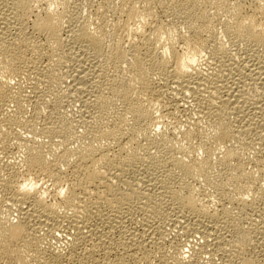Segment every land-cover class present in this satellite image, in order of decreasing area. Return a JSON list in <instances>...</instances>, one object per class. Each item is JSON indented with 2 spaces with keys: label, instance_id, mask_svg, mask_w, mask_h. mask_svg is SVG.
<instances>
[{
  "label": "bare ground",
  "instance_id": "obj_1",
  "mask_svg": "<svg viewBox=\"0 0 264 264\" xmlns=\"http://www.w3.org/2000/svg\"><path fill=\"white\" fill-rule=\"evenodd\" d=\"M71 1L72 0H0V112L6 113V111H10V107H13L11 104H14L16 107V109H14L17 110L18 114V116H16L17 114L15 115V111L11 113V110L9 114H14L15 117L11 119V116L5 119L7 124L4 123L3 117V122H1L8 125V127L11 124L14 125V123H17L15 125L18 126L19 123L20 125L22 124L21 126L25 125L29 128L34 126L33 123H36L35 119L27 118V116L25 117L24 115L26 99L24 98L25 96H22L21 90L15 89L13 85V80L16 79V77H21L25 74L31 77L40 72L39 75L43 76L40 81L51 83V81H54L53 79L59 76L57 74L58 72L56 73V71H59V68H70L72 65H70L71 62L78 61V67H72L74 73L70 74V76L73 77L74 83L71 86L69 85V88L76 92L77 95L82 94L84 96V109L81 112L80 122L85 130L84 134H82L83 136H81L83 144L79 143V146L76 148H71V145H68L69 143L66 141H68V138L72 135L73 128H71V126H65L64 124L63 126L60 123L61 120L56 117L58 118L56 121L59 122L61 126L56 125L57 123H55V121H53L55 124H53V122L47 123L45 128L42 127V133L52 139L53 137L56 139V135L57 137L59 136L58 134H60V136L63 134L62 141L57 138L61 141L60 143L57 142L60 144V147L64 146L61 147L64 148L61 153L55 150L57 146H50L51 142L55 141L50 138L51 142L48 146L35 143L28 144L25 148L26 154H21L24 156V163L22 166L24 165L25 167H22L24 168L22 172L18 170L20 167H14L15 165H13L11 161L6 160V162L4 161L5 163L2 161L3 167L7 170V176L1 179V187L4 191L2 196L6 199L11 211L14 209L17 212L18 220L16 222H11L10 218V222H7L5 218L0 221V264H33V262L36 264H60L59 262L63 258L61 257L60 259L59 257L61 254H58L57 257L56 255L53 257L55 258L54 262L48 260L47 257L49 254L47 257L42 256L46 253L42 255H36L35 253L36 257L33 255V257H35L33 262L29 257L32 256L30 252H36L42 249V246H39L42 243V239L40 243L38 238H36L37 241L34 238V234H36L37 231L36 227H44V229L47 227L49 228L48 230L51 231L52 228L54 229L55 225L57 227L58 223H62V221H67L70 228L74 230L73 232L71 230L69 233L72 236L70 245L73 248L77 247L79 244H84L85 247L88 245L92 247V250L87 252L86 248L88 247H86L85 253L79 255L83 264L101 258H94V251L96 249H100L99 251L104 252L102 253V258L105 264H112L111 260H113V258L110 260V255L119 250H121L119 251V253H121V255H119L120 259H115L118 255L115 256L114 259L116 262L113 261L115 264H138L137 260L140 259L143 254H145L144 257L148 254L145 253L146 251L144 252L146 247L143 244L145 243L144 240L151 237V235H155L148 233L151 230H148V228L138 233L121 232L117 230L124 224V219L127 217L126 214L135 208L133 204L143 199L145 200H143V206L141 205L142 207H138L147 210V213L143 211L147 214L146 216H151L153 213V215H157V217L154 215L155 218H159L158 215L161 214L160 212L163 213L160 209V205L163 204L162 201L167 200L170 202V205L176 204L180 213L193 214L198 218L202 217L200 219H203V221L205 218V221L207 220L209 224L204 225L207 226V228L204 227L205 230H203L204 237H214V241L212 242H215L218 246H221L224 241H226L225 244L230 243V246L233 247L232 249H235L233 252L236 251V255H240L239 257L235 256L236 258L243 260V264H253V258L249 259V256L248 258H246V256L241 259V255L243 254L242 251L247 248V240L249 241V237L252 235L248 230V232H246V230L242 228L243 226H241L238 221L240 217L237 218V220L233 217V215H236L232 214L231 211L233 209L231 211L228 209L226 210V206H224L225 210H222V212L225 211V217L221 219L217 216L219 213L215 212L216 215L213 212H209V207L202 205L203 203L201 204L202 199L200 200V198H198L199 195H196V188L193 189V183L189 184L182 180L183 183L181 182V184L176 185L180 182L177 181L176 183L175 181V183H173L174 181L172 178L175 179V175H180L181 173V177L186 176V178L188 177L191 179V182L192 179L199 180L201 183L204 182V184H207V186L210 185L216 188V193L219 192L222 196H228L229 192L235 193L236 196L233 197L231 195L232 198H229L230 203H233L231 201L233 199V201L239 202L241 207L245 208L249 205L248 199L246 198L248 194L247 191L249 192V189L256 186L255 183L257 179L255 176L257 175L251 172L252 170L248 171L246 169V164L243 161L244 159L241 158L240 152L237 148H234L232 146L234 144L230 142L240 139H244L245 142L246 137H242L246 136V134L250 135L248 133L255 134L260 142H264V119L255 122V115H252L254 120L252 119L251 123V120L249 121V119H251L249 115H247L249 118L243 116L246 120L248 119L249 122L240 118L246 112L245 109L247 105L248 107L249 104L251 105V103L247 104L248 100L245 97V94L248 93L247 89H245L247 86L246 82L248 81L246 79L250 75H247L242 68H239L238 77L236 78L237 75L234 76L235 80L233 83L227 84V82H224L226 79L223 78L225 79L223 81V76H220L222 73L217 75L216 78H214V76L211 77L210 74L208 75L206 74L207 72L203 71L200 64L202 63L201 61L205 59V56L209 54L211 59L213 58L221 63L222 68L219 64L218 66L220 68H218V70L220 71L221 69L223 72V70H227L226 68L229 67L227 62L230 61L228 60L230 58L228 57L230 56V53L228 55V48L230 45L228 46L226 44L227 47L225 42L221 40L229 39V43L232 42L237 45H245L250 48L248 50L252 52L249 55L255 53L256 56L255 60L252 58L253 62L249 59L252 64L249 62V65L247 64L249 67L247 68L250 70L251 76L256 79L255 81L258 80V82L262 84L261 87L263 90L264 0H249L250 6H246L245 4V1L248 0H103V3L96 8L97 12H95V16L92 17L98 22L95 28L93 26L92 29V27H90L91 24L84 21L79 28L73 30L75 31L74 34L76 33L74 35L76 36L74 37L75 41L81 43V48L78 49L80 53L72 52L68 48V53L70 52L68 54L66 45L63 41V33L65 27L68 25H66L65 18L70 17L72 21L74 19L80 21L81 19L78 18V14L75 16L72 14ZM92 1L93 0H91V2ZM212 10H214V12ZM109 11L113 12L115 16L114 20L112 19L113 16L112 18L110 17L113 22L111 20L109 22L107 19V13H109ZM164 14L165 16L167 14L170 19V21L167 20L165 22L170 23L166 24L163 21L162 17H164ZM221 14L224 15L223 17L221 16L222 18H220ZM225 16L226 18H224ZM218 25H221L223 30ZM216 27L224 31L223 34L225 33L226 39L220 37L219 40L217 33H215L217 31H215ZM11 28H14L16 32L12 33ZM73 29L75 28L73 27ZM40 37L43 38H41V41ZM88 50H90L94 58H99L101 61L93 62L90 58L88 59L86 54ZM229 50L231 49L229 48ZM251 57L249 56V58ZM46 58H50L49 63L44 62ZM85 58L88 61H85ZM74 63L75 62H73V64ZM236 66H234L235 69ZM63 71L64 70H61V72ZM229 73L228 75H230ZM155 76L167 79V81L171 79L178 88L196 93L197 102L195 103H197L199 111L201 114L203 113V115H208L210 117V122L208 123L206 121L208 124L203 128H201V125L204 126V124L197 119L186 124V126L188 125V127H185L186 129H180L181 134L179 135H182L184 142L181 143L179 147L176 146L177 143H175V141L177 142V140L174 136L168 135L169 133L167 134V132L159 128L158 124L160 123L158 122V118L154 117V112L150 109L151 105L148 106L151 97H155L156 89L154 90L153 87V85H155L153 83V78ZM250 78L252 79V77ZM255 84L257 83L255 82ZM250 85H252L251 82ZM38 91L39 90H35L36 93ZM40 95L35 97L37 99L34 102H37L38 105L36 108H39L41 103ZM32 96H34V94ZM250 97L252 98L251 95ZM250 97L248 96V98ZM258 97L256 96V98ZM260 98L263 97L260 96ZM262 100H264V98ZM31 101L33 102V100ZM252 104L255 103L252 102ZM60 105L61 103L59 101L55 103V108L49 105V110L51 108L52 110H50L51 113L50 115L48 114L49 117H47L48 115L46 116V119L51 118L53 120L54 114L58 111ZM252 106L253 108L255 107L254 105ZM232 113L237 115V117L235 115L236 118L239 116L243 122L239 121L240 124L236 125L238 120H231L234 116L230 117ZM204 120L206 119H203V122ZM47 122L49 121L47 120ZM253 125L257 128L255 129L252 127ZM128 131L130 134L127 133ZM8 134L6 133V136L4 134V139ZM127 134L130 135V138L126 139V136H128ZM12 135H15V133ZM9 136L10 135L7 137V141H10L8 140L10 138ZM45 136L43 137L46 138ZM139 136L140 139L141 136H144V142L146 141L145 138L148 140L146 141L148 142L147 148L144 146L146 149L141 146L142 144H140V146L143 150L135 145L133 146L134 143L139 141H136ZM195 138H198V141L196 140L199 142L198 149H203L205 151V154L204 151L202 152L204 156L201 158H199V156L195 157L198 153L195 149L196 147H194V145L197 146V143H193V139ZM247 138L249 139L250 137L248 136ZM248 139L247 141L251 138ZM74 142H72V144H74ZM52 143L56 145V143ZM243 145L245 144L243 143ZM177 147L182 156H179V154L176 156L174 153ZM153 148H155L154 151L157 150V152L155 151L156 153H150V150H153ZM142 151L144 153H142ZM23 152L24 151L21 153ZM193 153H196V155ZM192 154L195 156L193 157ZM48 155H50L51 158ZM198 155H201L200 150ZM214 158L217 159L216 162ZM2 162H0V164ZM163 164L168 165L172 172L168 173L165 168L167 176L162 177L163 179H157L155 177V179H157L155 184L153 183L154 180H150L151 177L149 178L147 175L148 178H146L145 172H149L150 169L151 171L153 169L158 170ZM258 164L261 163L259 162ZM17 165H19V163ZM160 170L158 171L160 172ZM165 173H163V175H165ZM40 175L48 176L57 181V183L59 182L58 184L60 186L53 192L52 195L54 200L51 202L46 199V191L41 193V189L38 187L40 181L36 178ZM179 179L182 178L178 177L176 180ZM60 182H62V184L65 182L64 186L61 185ZM53 185H55V183H53ZM151 187H155L156 191L153 197L158 195L155 199L152 198L153 200L151 199L153 193L151 192V194L149 192ZM83 198L86 199L84 200ZM254 205L250 203V206ZM101 206L110 208L112 214L108 222V225L109 223L110 225L105 230L99 229L92 222V220L94 221V219H92L94 217L98 218V220H104V217H106H103L105 213L102 214L103 211L101 210L103 209H100ZM10 209L8 208V210ZM148 211L152 212L149 213L151 215L148 214ZM132 212L131 214H133ZM183 215L181 214V216ZM152 218H149V220ZM227 220L229 222L231 221L232 225H230ZM241 221L242 220H240V222ZM230 226H234V228ZM222 227L228 230L230 234H234L233 239H228L226 235L227 231L224 235L219 232ZM41 228H38V230ZM120 233L122 234L121 236ZM123 233L127 234L125 235ZM153 233H156V231L154 232L153 230ZM161 233L162 235L160 236L163 237L164 232H159V234ZM163 239L165 240V237ZM151 241L154 243V240ZM142 245L144 249L141 247ZM40 247L41 249L39 250L38 248ZM160 247L162 246H159V248ZM221 247L223 249L225 246ZM226 248L227 247H225V250ZM79 249L76 248V250ZM162 249L160 251H162ZM228 249H230V247ZM71 250L72 249H69V252ZM157 250L156 252H158ZM42 251L44 252L43 249L41 252ZM195 251L196 250H194V252ZM210 252L211 251H209V253ZM227 252L230 251L228 250ZM77 253L78 251H76V254ZM196 253H198V251ZM153 254H155V252ZM62 255H64V253ZM149 255L151 256L152 254L149 253ZM157 255L155 254L156 257ZM164 256L170 259V256L167 257L165 254L163 257ZM230 256H232V254H230ZM147 258L148 257H146V259L143 258V260H147ZM161 258L159 259L158 257L159 260H161ZM185 258L186 257L181 254L173 261H175L176 264H184ZM70 259L72 260L73 258L70 257ZM186 260L188 259H185V261ZM231 260L230 257L228 261H222L223 263L227 262L226 264H230ZM152 261H154V259ZM74 262L77 264V260ZM142 263L143 262H141V264ZM158 263L161 264L157 260L156 264ZM170 264H172V262Z\"/></svg>",
  "mask_w": 264,
  "mask_h": 264
},
{
  "label": "rangeland",
  "instance_id": "obj_2",
  "mask_svg": "<svg viewBox=\"0 0 264 264\" xmlns=\"http://www.w3.org/2000/svg\"><path fill=\"white\" fill-rule=\"evenodd\" d=\"M116 1V0H115ZM88 2V3H87ZM92 2H93V4H92ZM91 2V0L89 1V0H72L71 1V4H72V14L75 16V15H77L78 14V18H81L80 19V21H78V19H74L73 21H72V19L70 18V17H66L65 18V21H66V27H65V30H64V33H63V41H64V43H65V45H66V48H67V53H68V51L70 50V51H74V52H79L80 53V51L78 50L79 48H81V46H80V44L81 43H78V42H76L75 41V38L74 37H76V36H74L75 34H74V32L75 31H73V30H76L77 28H79V26L82 24V22H84V21H87V22H89V24H91L90 25V27H92V29H93V26H94V28H95V26H96V24L98 23V22H96V20L94 19V18H92L93 16H95V12H97L96 10V8H98V6H100V4H102L103 3V0H93ZM100 2V3H99ZM91 3V4H90ZM99 3V4H98ZM74 4V5H73ZM81 4V5H80ZM85 4H87V5H85ZM245 4H246V6H250V1L248 0V1H245ZM87 6V7H86ZM1 11V10H0ZM75 11V12H74ZM213 12H214V10H212ZM212 13V12H211ZM92 14V15H91ZM109 14V15H108ZM111 14V15H110ZM112 16H113V18H112ZM164 17H162V19H163V21L165 22V21H167V20H169L170 21V19H169V17L167 16V14H166V16H165V14L163 15ZM224 16L223 14H221L220 15V18H222V17ZM107 19H108V21L110 22V20L113 22V20H114V18H115V16L113 15V12H110L109 11V13H107ZM113 19H111V18ZM70 18V19H69ZM84 18H85V20H84ZM224 18H226V16L224 17ZM70 20V21H69ZM93 20V21H92ZM224 20V19H223ZM68 21V22H67ZM71 22V23H70ZM91 22V23H90ZM166 24L167 23H170V22H165ZM69 26V27H68ZM76 26V27H75ZM218 26H220V28L223 30V28H222V26L221 25H218ZM73 27L75 28V29H73ZM217 28H219V27H216V29H215V33H217V36L219 37V40H220V37H222V39L223 38H225L226 39V35H224L223 34V32L224 31H222V30H220V29H217ZM67 30V31H66ZM70 30V31H69ZM11 31H12V33H15L16 31L14 30V28H11ZM73 31V32H72ZM220 31V32H219ZM222 31V32H221ZM72 33H73V35H72ZM218 33H220V34H218ZM223 35H222V34ZM222 35V36H221ZM216 36V35H215ZM225 36V37H224ZM42 37H40V41L43 39H41ZM39 39V38H38ZM212 39H214V38H212ZM211 39V40H212ZM224 40V39H223ZM221 40L222 42H225V45L227 44L228 46H229V48L231 49V50H229V48H228V55H229V53H230V56H228V57H230L228 60H230V61H228L227 59V63H228V65H229V67L228 68H226L227 70H223V72H226V73H223L222 71H221V69H220V71L218 70V68H220L221 67V63L220 62H218L217 60H214L213 58L211 59V57H210V55L209 54H207L206 56H205V59H203L201 62V68L203 69V71L204 72H207L206 74H210V76L211 77H213L214 76V78H216V76L217 75H219L220 73H222V74H220V76H223L222 77V79L223 78H225V79H223V81L224 82H227V84H229V83H233V81L235 80L234 78V76H236V78L238 77V73H239V71H238V69L239 68H242L243 69V71H244V73H246L247 75H250V76H248L247 77V79L246 80H248L247 82H246V84H247V86H246V88L245 89H247V94H245V97L247 98V100H248V103L247 104H249V103H251V105L249 104V107H248V105H247V108L245 109L246 110V114L244 113L243 115H242V117H240V118H242L243 120H245L246 122L248 121V119L246 120V118L245 117H243V116H246L247 117V115H249L250 117H251V119H249V121L251 120V123H252V119H253V116H254V121L255 122H259L258 120H260L261 121V119L263 120L264 119V100H262L263 98H264V89L262 90V87H261V85L262 84H260L259 82H258V80L257 81H255L256 79H254L253 78V76H251V74H250V70L247 68V67H249V66H247V64L252 60V58H253V60H255L256 58V56H255V53H253L252 55H249L250 53H252L251 51H249L248 49H250V48H248L247 46H245V45H237V44H233L232 42H230V43H232V44H230L228 41H230L229 39L227 40ZM77 44V45H76ZM226 45V46H227ZM235 45V46H234ZM68 46V47H67ZM227 46V47H228ZM68 48H69V50H68ZM86 48V47H85ZM87 49V48H86ZM230 51H232V52H230ZM235 52V53H234ZM70 53V52H69ZM68 53V54H69ZM232 53V54H231ZM87 54V56H88V59L90 58L91 60H93V62H95V61H101V59H99V58H94L93 57V55L90 53V50H88V52L86 53ZM240 54V55H239ZM86 56V57H87ZM233 56V57H232ZM248 56V57H247ZM249 56L251 57V58H249ZM254 56V57H253ZM51 58V57H50ZM50 58L48 59V58H46V59H44V62L46 63V62H50ZM243 58V59H242ZM209 59V60H208ZM235 59V60H234ZM249 59H250V61H249ZM46 60V61H45ZM48 60V61H47ZM87 59L85 58V61H86ZM211 60V61H210ZM253 60H252V62H253ZM72 61V60H71ZM88 61V60H87ZM236 61H238V62H236ZM73 62H75L74 64H73ZM73 62H71L70 63V65H71V67L70 68H59L58 70L59 71H56V73L59 75V76H57L55 79H53L54 81H51V83L50 82H45V83H47V84H45L43 81H40L41 80V78L43 77V76H41V75H39V73H36V74H34L35 75V77H34V75H32L31 77L30 76H27L26 74L25 75H23V76H21V77H16V79H14L13 80V85L15 86V89H20L21 90V93H22V96L26 99V102H25V110H24V115H25V117L27 116V118H33V119H35V121H36V123H33L34 124V126H32L31 128H29V127H27V126H21L19 123H18V126L17 125H15V124H17V123H14V125L13 124H11L9 127H8V125H5V124H3L2 122H3V117H4V121H5V119H7V118H10L11 116V119H13V117H15V115L17 114V110H15L16 109V107L14 106V104H11V105H13V107L11 106L10 107V111H6V113H7V115H6V113H1L0 112V118H1V120H0V129H1V131H0V162H6V160H9V161H11L12 163H13V165H15L14 167H20V169L18 168V170H20L21 172L22 171H24V165L22 166V164L24 163V156L23 155H25L26 153V150H25V148L28 146V144H43V145H46V146H48L49 144H50V142H51V140H55V141H52V142H54V143H56V145L55 144H53L52 142H51V144H50V146H57L56 147V149L55 150H57L58 152H62L63 151V149L64 148H61V147H64V146H61L60 147V142L63 140V134H61V136H60V134H58L59 136L57 137V135H56V139H54L55 137H53V139L51 138V137H47V136H45L42 132H43V129H42V127L43 128H45L46 127V125H47V123H51V122H53V121H55V123H57L56 125H58V126H61V124L63 125H65V126H71V128H73V130H74V132H73V130H72V137L70 136L69 138H68V141H66L67 143H69L68 145H71L70 147L71 148H73V147H77V146H79V143H82V139H81V136H83L82 134H84V128H83V125H81L82 123L80 122L81 120H80V117H81V112H82V110L84 109L83 107H84V96L82 95V94H78L77 95V93L76 92H74V91H72L69 87L74 83V80H73V77L72 76H70V74H72V73H74V69L73 68H75V67H78L77 66V62L78 61H73ZM252 62H250V64H252ZM232 63V64H231ZM220 64V65H219ZM220 67H219V66ZM237 65V66H236ZM240 65H241V67H240ZM246 65V66H245ZM249 65V64H248ZM210 66V67H209ZM212 66V67H211ZM234 66H236V69H235V67ZM243 66V67H242ZM246 68H245V67ZM73 67V68H72ZM217 67V68H216ZM233 67V68H232ZM222 68V67H221ZM224 69V68H223ZM235 69V70H234ZM245 69V70H244ZM61 70H64L63 72H61ZM72 72H71V71ZM218 70V71H217ZM231 70V71H230ZM233 70V71H232ZM214 71H215V73H214ZM235 71V72H234ZM65 72V73H64ZM69 72V73H68ZM210 72V73H209ZM230 72V73H229ZM234 72V73H233ZM214 73V74H213ZM228 73L231 75H228ZM225 76H224V75ZM26 76V77H25ZM64 76V77H63ZM227 76V77H226ZM33 77V78H32ZM250 77H252V79H253V81H252V79L250 78ZM38 78V79H37ZM40 78V79H39ZM66 78V79H65ZM56 80V81H55ZM59 80V81H58ZM63 81V82H62ZM231 81V82H230ZM18 82V83H17ZM34 82V83H33ZM57 82H59V83H57ZM250 82H251V84L252 85H250ZM255 82L257 83V84H255ZM39 83V84H38ZM49 83V84H48ZM153 83L155 84V85H153V87H154V90L156 89V91H155V97H151V99H152V101H151V99H150V104H148V106L149 105H151L150 106V109H152L153 110V112H154V117L155 118H158V122L160 123V124H158V126H159V128L161 129V130H163V131H165V132H167V134L168 135H170V136H174L175 137V139L177 140V142L175 141V143H177L176 144V146H180L181 145V143H183L184 142V140H183V137H182V135H179V134H181V132H180V129H184L185 127H188V125L186 126V124H189V122L190 121H194V120H200L201 121V123H203L204 124V126H202L201 125V128H203V127H205V126H207V124L210 122V117L208 116V115H203V113L201 114V112L199 111V107H198V105H197V103H195V102H197L196 100V98H197V94L196 93H194V92H190V91H188V90H183V89H181V88H178L173 82H172V80L171 79H168V81H167V79H162V78H159V76H155L154 78H153ZM21 84V85H20ZM26 84V85H25ZM38 84V85H37ZM42 84V85H41ZM249 84V85H248ZM254 84V85H253ZM260 84V85H259ZM49 85V86H48ZM70 85V86H69ZM174 85V86H173ZM20 88H19V87ZM37 86H38V88H37ZM249 86H250V88L251 89H253V90H251L250 88H249ZM252 86H253V88H252ZM21 87H22V89H21ZM50 87V88H49ZM256 87H257V89H256ZM37 91V90H39L37 93L35 92V90ZM37 88V89H36ZM249 88V89H248ZM263 88H264V86H263ZM183 90V91H181V90ZM19 90V91H20ZM251 90V91H250ZM61 91V92H60ZM250 91V92H249ZM259 91V92H258ZM262 91V92H261ZM34 92V93H33ZM42 92V93H41ZM74 92V93H73ZM57 93V94H56ZM59 93V94H58ZM70 93V94H69ZM76 93V94H75ZM251 93V94H250ZM261 95H260V94ZM34 94V96H32V95ZM41 94V95H40ZM38 95H40L41 96V98H40V96H39V98H40V101H41V103H40V105H39V108H36V107H38V105H37V102L35 103L34 101H36V99L37 98H35V97H37ZM76 95V96H75ZM81 95V96H80ZM250 95L252 96V98L250 97ZM254 95V96H253ZM261 97H263V98H260V96ZM27 96V97H26ZM44 96V97H43ZM192 96H194V97H192ZM196 96V97H195ZM248 96L250 97V98H248ZM256 96L258 97V98H256ZM32 98V99H30V98ZM50 97V98H49ZM38 98V99H39ZM61 98H62V100H61ZM195 100H194V99ZM256 98V99H255ZM29 99H30V101H29ZM46 99V100H45ZM55 99V100H54ZM59 99V100H58ZM31 100H33V102L31 101ZM155 100V101H154ZM189 100V101H188ZM252 100V101H251ZM255 100V101H254ZM44 101V102H43ZM48 101H49V103H48ZM56 101V102H55ZM57 101H59L60 103H61V105H60V107L58 108V111L54 114L55 116L53 117V120L51 121L49 118L48 119H46L47 117H49V115H50V113H51V111L50 110H52V108H55V103H57ZM62 101V102H61ZM81 101V102H80ZM64 102V103H63ZM83 102V103H82ZM151 102H152V104H151ZM174 102V103H173ZM252 102H254L255 104H252ZM47 104V105H45V104ZM82 103V104H81ZM155 103H156V105H155ZM54 104V105H53ZM259 104V105H258ZM49 105H50V107H52L50 110H49ZM51 105H53V106H51ZM64 105V106H63ZM197 105V106H196ZM252 105H254L255 107V109L253 108V106ZM41 106V107H40ZM47 106V107H46ZM157 106V107H156ZM258 108H257V107ZM263 108H262V107ZM156 107V108H155ZM160 107V108H159ZM251 107H252V109H251ZM15 108V109H14ZM46 108V109H45ZM82 108V109H81ZM178 108V109H177ZM195 108V109H194ZM251 110H250V109ZM257 108V109H256ZM48 109V110H47ZM248 109V110H247ZM254 109V110H253ZM11 110H12V112H11ZM43 110H44V112H43ZM60 110V111H59ZM198 110V111H197ZM1 111V110H0ZM15 111V115L14 114H9V112H11V113H13ZM50 111V112H49ZM167 111V112H166ZM253 111H254V113H253ZM59 112V113H58ZM61 112V113H60ZM180 112V113H179ZM200 112V113H199ZM249 112V113H248ZM251 112H252V114H251ZM34 113V114H33ZM37 113V114H36ZM45 113V114H44ZM198 113H199V115H198ZM10 116H9V115ZM39 114V115H38ZM49 114V115H48ZM57 114V115H56ZM161 114V115H160ZM3 115V116H2ZM35 115H36V117H35ZM48 115V116H47ZM67 115V116H66ZM164 115H165V117H164ZM234 115V116H233ZM235 115L236 114H234V113H232V115H230V117H232L231 118V120H235V119H237L238 120V122L236 123V125H239L240 124V122L239 121H242V119H240L239 118V116H238V118L240 119H238V118H236L237 117V115H236V117H235ZM253 115V116H252ZM261 115V116H260ZM16 116H18V114L16 115ZM45 116V117H44ZM47 116V117H46ZM202 116V117H201ZM249 116L247 117V118H249ZM6 117V118H5ZM56 117H58L59 118V120H61V121H63V122H61L60 121V123L61 124H59V122H57L56 120H58V118H56ZM160 117V118H159ZM200 119H199V118ZM205 117V118H204ZM43 118V119H42ZM56 118V119H55ZM202 118V119H201ZM245 118V119H244ZM63 119V120H62ZM79 119V120H78ZM162 119V120H161ZM203 119H206V120H204V122H203ZM38 120V121H37ZM47 120L49 121V122H47ZM69 120V121H68ZM113 120H115V119H113ZM257 120V121H256ZM2 121V122H1ZM34 121V122H35ZM206 121L208 122V123H206ZM236 121V120H235ZM234 121V122H235ZM248 121V122H249ZM7 121H5L4 123H6ZM65 122V123H64ZM243 122V121H242ZM254 122V123H255ZM43 123H44V125H43ZM46 123V124H45ZM54 122H53V124H55ZM71 123H73V124H71ZM164 123V124H163ZM205 123H206V125H205ZM253 123V124H254ZM7 124V123H6ZM75 124V125H74ZM256 124V123H255ZM20 125V126H19ZM49 125V124H48ZM63 125V126H64ZM13 126V127H12ZM17 126V127H16ZM165 128H164V127ZM168 126V127H167ZM255 125H253L252 127H254ZM6 127V128H5ZM19 127V128H18ZM23 127V128H22ZM28 128V129H26V128ZM75 127V128H74ZM183 127V128H182ZM42 130H41V129ZM78 128V129H77ZM81 128V129H80ZM255 129L257 128V127H254ZM12 129V130H11ZM168 129V130H167ZM186 129V128H185ZM3 130V131H2ZM41 131V133H40V131ZM176 130H177V132H176ZM206 130V129H205ZM7 131V132H6ZM257 131H259V130H257ZM180 132V133H179ZM2 133H4L5 134V136H6V133L8 134V135H10L9 137V139L8 140H10V141H7V137H8V135H7V137L4 139V134H2ZM15 133V135H12V134H14ZM31 135H30V134ZM128 134H130V132L128 131L127 132ZM80 134V135H79ZM127 134V135H128ZM177 136H176V135ZM248 134H250V135H247L246 134V136H243L242 138H244V137H246L245 138V142H244V139H240V140H235V141H231L230 143H232V144H234V145H232L234 148H237L238 149V151L240 152V155H241V158L242 159H244L243 161L245 162V166H246V169L248 170V171H251V172H254L257 176H255V178L257 179V181H256V186H253L251 189H249V192L247 191V199H248V204L249 205H247L245 208L244 207H241V205L239 204V202L237 203V201H233V199L231 200L233 203H230V199L232 198V196L234 197V196H236L235 195V193H232V192H229V194H228V196L227 195H225V196H227V197H225V196H222L219 192H217L216 193V188H214V187H211L210 185H208L207 186V184H204V182L203 183H201L199 180H194V179H192V182L190 181L191 179L190 178H186V176H184V177H181L180 175H181V173H180V175L179 174H177V173H175V174H177V175H175V179L174 178H172L173 179V183H175V181H176V183H177V181L178 182H180V183H177L176 185H179V184H181V182L183 183V181H185V182H188L189 184H192L193 183V189L194 188H196L195 189V193H197L196 195L198 196L199 195V197L198 198H200V200H201V204L202 205H206V207H209V212H213L214 214H216L215 212H217V213H219V215H217V216H219L221 219L223 218L224 219V217H225V215H224V213H225V211L224 212H222V210H225V208H224V206H226V210L228 209V210H232L231 212H232V214H236V215H233V217H235L236 218V220H237V218H239V223L241 224V226H243L242 228L244 229V230H246V232H248L249 231V233L252 235V236H250L249 234H247V235H249V236H247V237H249L248 239H249V241L247 240V243H249V242H251V243H249V244H247L246 243V249L244 250V251H242V253L244 254V252H245V254H244V256H243V254L241 255V259H243L242 257H246V258H248V256H249V259H252L253 258V264H264V195H263V189H264V142H260V140H258L257 139V137L255 136V134H251V133H248ZM42 135V136H41ZM79 135V136H78ZM16 136V137H15ZM31 136V137H30ZM43 136H45L46 138H44ZM78 136V137H77ZM130 135H128V136H126V139L127 138H130L129 137ZM250 137L249 139L247 138V137ZM253 136H255V137H253ZM2 137V138H1ZM59 137H61V138H59ZM80 137V138H79ZM50 138H51V140H50ZM62 139L61 141L60 140H58V139ZM143 138H144V136L142 137L141 136V139H140V136H139V138H137V140L136 141H138L137 143H134L133 144V146L135 145V146H137L139 149L141 148L142 149V147L143 148H145L146 146H147V143L148 142H146V141H148L146 138H145V142L143 141ZM12 139V140H11ZM76 139V140H75ZM79 139V140H78ZM180 139V140H179ZM247 139L249 140V141H247ZM252 139H257V140H252ZM4 140V141H3ZM57 140V141H56ZM141 140V141H140ZM183 140V141H182ZM194 140H195V142H194ZM198 141V138H195V139H193V143H197L196 145L197 146H195L194 145V147H196L195 149L197 150V152L199 153V150H200V154L202 155H198V153H197V155H196V153H193V154H195V155H193L192 154V156L194 157H197V156H199V158H201V157H203L204 155L202 154V152L204 151L203 149H198L199 147H198V144H199V142H197ZM252 140V141H251ZM47 141V142H46ZM49 141V142H48ZM75 141V142H74ZM79 141V142H78ZM126 141H128V140H126ZM180 141H182V142H180ZM241 141V142H240ZM252 143H251V142ZM254 141V142H253ZM4 142V143H3ZM29 142V143H28ZM57 142H59V143H57ZM72 142H74V144H72ZM142 142V143H141ZM250 144H249V143ZM48 143V144H47ZM243 143L245 144V145H243ZM248 143V144H247ZM83 144V143H82ZM137 144V145H136ZM140 144H142L141 146H140ZM143 144H146V145H143ZM26 145V146H25ZM140 147H139V146ZM237 145V146H236ZM248 145V146H247ZM145 146V147H144ZM231 146V145H230ZM247 146V147H246ZM178 147H177V152H176V150L174 151V153L176 154V156H178V154H179V156H182V154H180V151H178ZM55 148V147H54ZM59 148V149H58ZM61 148V149H60ZM147 148V147H146ZM145 148V149H146ZM246 148V149H245ZM154 149L155 148H153V150L151 149L150 150V153H154L155 151L157 152V150H155L154 151ZM2 150V151H1ZM7 150V151H6ZM143 150V149H142ZM22 151H24L23 153H21ZM18 152V153H17ZM57 152V153H58ZM155 152V153H156ZM7 153V154H6ZM142 153H144L143 151H142ZM243 153V154H242ZM21 154H23V155H21ZM59 154V153H58ZM204 154H205V151H204ZM15 155V156H14ZM23 156V157H22ZM50 158H51V156L50 155H48ZM8 157V158H7ZM53 157V156H52ZM217 157V156H216ZM249 157V158H248ZM160 158V157H159ZM252 158V159H251ZM162 159V158H161ZM258 159V160H257ZM214 160H215V162L217 161V159H215L214 158ZM262 161H263V163H262ZM3 162L0 164V221L1 220H3V219H5V220H7V222H16L17 220H18V215H17V212L13 209V211H11V209H10V207L8 206V204H7V202H6V199H4V197L2 196L3 194H4V191H3V189H2V187H1V182H2V180L1 179H3V178H5L6 176H7V170L3 167ZM4 162V163H5ZM261 163V164H258V163ZM19 163V165H17V164ZM261 167V169H260V167ZM166 166H168V165H166V164H163V166H160L159 168H158V170H160L161 168V170H160V172L156 169H153L152 171H151V169H150V173L149 172H145L144 174L147 176H149V178L151 177V179L150 180H154L153 181V183L155 184L156 183V180L157 179H161L162 177H165V176H167L166 175V173L165 172H167L168 171V173L169 172H172L171 171V169H170V167L168 166V167H166ZM22 167H24V168H22ZM164 167V168H163ZM263 167V168H262ZM165 168L167 169V171L165 170ZM17 169V168H16ZM23 169V170H22ZM169 169V170H168ZM254 169V170H253ZM5 172H4V171ZM162 170H163V172H162ZM66 171V170H65ZM152 172V173H151ZM147 173V174H146ZM162 173V174H161ZM163 173H165V175H163ZM5 174V175H4ZM254 174V175H255ZM4 175V176H3ZM159 175V176H158ZM160 175H161V177H160ZM163 175V176H162ZM179 175V176H178ZM148 176L146 177V178H148ZM177 176V177H176ZM183 176V175H182ZM155 177L157 178V179H155ZM160 177V178H159ZM174 177V176H173ZM178 177H180V178H182V179H179V180H176V179H178ZM48 178V179H47ZM185 178V179H184ZM38 181H40L39 182V185H38V187H39V189H41L40 191H41V193L43 192V191H46V199H48L47 201H53L54 200V197H53V192H55V189H58L57 187L58 186H60L58 183H57V181H55V180H53V179H51V178H49L48 176H44V175H40L38 178H36ZM163 179V178H162ZM53 182H52V181ZM183 180V181H182ZM193 180H194V182H193ZM196 181V182H195ZM197 181H199V182H197ZM158 182V181H157ZM53 183H55V185H53ZM60 184L61 185H63L64 186V184H65V182L62 184V182H60ZM46 185V186H45ZM205 185V186H204ZM55 186V187H54ZM199 186V187H198ZM37 187V188H38ZM191 187H192V185H191ZM209 187V188H208ZM211 187V188H210ZM198 189V190H197ZM260 189V190H259ZM262 190V191H261ZM207 191V192H206ZM152 195H151V199L153 198V199H155V197H158V195L157 196H154L153 197V195H155V193H156V191H155V187H151L150 188V191H149ZM155 192V193H154ZM260 192H262V193H260ZM232 193V194H231ZM245 194V193H244ZM218 195V196H217ZM232 195V196H231ZM241 195V194H240ZM250 196V197H249ZM83 197H85V196H83ZM205 197V198H204ZM222 197V198H221ZM254 197V198H253ZM256 197V198H255ZM230 198V199H229ZM84 199V198H83ZM86 199V198H85ZM84 199V200H85ZM152 199V200H153ZM254 199V200H253ZM144 200V199H143ZM143 200H138V201H136V203H134L133 205L135 206V208H133L131 211H129L127 214H126V219H124V224L122 225V227L121 228H119L117 231H121V232H136V233H138L139 231L141 232L143 229V231H145V228L147 229L148 228V230L149 229H151L148 233H152L153 235H155V236H152L151 234V237H148L146 240H144V242L145 243H143L144 244V246H146L145 247V249H144V246L142 245L141 247L144 249V252L147 254V256L146 257H148L147 258V260H145L146 259V257H144L145 256V254H143L142 256H141V258L143 257V258H145L144 260H143V258L141 259H138L137 261H138V264H141V262H143L144 264H148L150 261V263L151 264H153V263H157V260H158V262H160L161 264H164V263H166V264H170L171 262H172V264H173V262H174V264H176L175 263V261H173V260H175L179 255H181V254H183V256H185L186 258L185 259H188V260H186L185 261V259H184V264H222L223 263V261H228L229 260V258L231 257V262H230V264L232 263V264H243V260H240V258L238 259V258H236V257H239L240 255L239 254H237L236 255V251L235 252H233L234 250L232 249L233 247H231L230 246V243H227V244H225L226 243V241H224L222 244H221V246H225V247H227L226 248V250H225V247H223V249H222V247L221 246H218L217 244H215V242H212V241H214V237L213 236H211V237H213V238H209V239H211V240H209L207 237H204V234H203V230H205L204 229V227L205 228H207V226H204L205 224L206 225H208L209 224V222L207 221H205V218H204V221H203V219H200V218H202V217H197V216H195V215H191V214H189V213H180V211L178 210V206L176 205V204H172V205H170V202H168L167 200H164V201H162L163 202V204H161L160 205V209H161V211H163V213L162 212H160L161 214H159L158 215V217L159 218H155V217H157V215H155V217H154V215H153V213L152 212H150V211H148V214L149 213H152V215L151 214H149V215H151V216H146L147 214V210L146 209H144L143 210V208L142 209H140L142 206H143ZM257 202H256V201ZM145 201V200H144ZM204 201V202H203ZM250 201H254V202H250ZM5 202V203H4ZM141 202V203H140ZM235 202V203H234ZM256 202V203H255ZM250 203H251V205H254V206H250ZM139 204V205H138ZM209 204V205H208ZM232 204H233V208H232ZM142 205V206H141ZM174 205V206H173ZM176 205V206H175ZM138 206H141L140 208L138 207ZM163 206V207H162ZM229 206V207H228ZM231 206V207H230ZM237 206V207H236ZM250 206V207H249ZM5 207V208H4ZM103 207H105V208H103ZM175 207V208H174ZM177 207V208H176ZM228 207V208H227ZM248 207V208H247ZM7 208V209H6ZM8 208L10 209V210H8ZM93 208V207H92ZM140 209V211H139V209ZM224 208V209H223ZM230 208V209H229ZM247 208V209H246ZM100 209H103V210H101V211H103L102 212V214L103 213H105V214H103V217L104 216H106V217H108V218H106V217H104V220L103 219H99L98 220V218H96V217H94V218H92V219H94V221L92 220V222H93V224H95L96 225V227H98L99 229L101 228V230H105L109 225H110V223H109V225H108V222L110 221V216L112 215L111 214V211H110V208H108L107 206H101L100 207ZM134 209H135V211H136V214H135V211H134ZM137 209V210H136ZM163 209V210H162ZM94 210H96V209H94ZM178 210V211H177ZM235 210V211H234ZM8 211H9V213H8ZM62 211H63V209H62ZM110 211V212H109ZM133 211V212H132ZM146 212V213H144V212ZM219 211V212H218ZM131 212L133 213V214H131ZM169 212V213H168ZM234 212V213H233ZM237 212H238V214H237ZM242 212V213H241ZM7 213V214H6ZM106 213H108V214H106ZM168 213V214H167ZM221 213H222V215H221ZM110 214V215H109ZM181 214L183 215V214H185V215H183V216H181ZM12 215V216H11ZM94 215V214H93ZM189 215V216H188ZM213 215V214H212ZM224 215V216H223ZM171 216V217H170ZM180 218V220H179V218ZM102 217V218H103ZM146 217H148V218H146ZM153 217V218H152ZM188 217V218H187ZM195 217H197L198 218V220H197V218H195ZM11 218V219H10ZM149 218H152L151 220H149ZM242 218V219H241ZM9 219H10V221H9ZM97 219V220H96ZM140 219V220H139ZM146 219H147V221H146ZM161 219V220H160ZM200 219V220H199ZM106 220V221H105ZM178 220V221H177ZM230 220V219H229ZM240 220H242L241 222H240ZM98 221V222H97ZM140 221V222H139ZM143 221V222H142ZM150 221V222H149ZM180 221H182V222H180ZM228 221V220H227ZM231 221H232V219H231ZM229 222L228 221V223H230V225H232L231 223L233 222ZM97 224H96V223ZM145 222V223H144ZM149 222V223H148ZM154 222V223H153ZM178 222V223H177ZM202 222V223H201ZM153 223V224H152ZM162 223V224H161ZM181 223V224H180ZM234 223V222H233ZM244 223V224H243ZM9 224H11V223H9ZM145 224H146V226H145ZM144 225V226H143ZM150 225V226H149ZM163 225V226H162ZM191 225V226H190ZM148 226V227H147ZM152 226V227H151ZM245 226V227H244ZM55 227H56V225H55ZM54 227V229L52 228L51 229V231L50 230H48L49 228H47V227H45V229H44V227H36L37 228V231H36V234H37V236H36V234H34L35 235V240L37 241V239L36 238H38L39 239V242L41 243V241H42V243H41V245H39V246H42V249L44 250V252L42 251L41 252V247L40 248H38L40 251H33V252H30L31 254H32V256L31 257H29V258H31L32 259V262H33V259H35V253H36V255L38 254V255H42V254H45V255H42V256H44V257H47L48 256V254H49V256H51V257H47L48 258V260L50 261V262H54L55 261V258H53V257H55V255H56V257H57V255L58 254H61L59 257H60V259H61V257H63L61 260H60V264H75L76 262H74V261H76L77 260V264H83V262L80 260V256L79 255H82L83 253H85V248L86 247H88V248H86V252L87 251H91L92 250V247L90 246L89 247V245L88 246H86L85 247V245L83 244H79L77 247H75V248H73L71 245H70V239H72V236L69 234L70 233V231L72 230V232L74 231L72 228H70V226L68 225V223H67V221H62V223L61 222H59L58 223V225H57V227L55 228ZM61 227V228H60ZM230 227H233L234 228V226H230ZM38 228H41V229H39L38 230ZM157 228V229H156ZM245 228H247V229H245ZM251 228V229H250ZM58 229V230H57ZM63 229V230H62ZM165 231H164V230ZM153 230H154V232L156 231V233H153ZM202 230V231H201ZM222 232H221V231ZM219 230V232L220 233H222L223 235H224V233H226V231H227V233H229L228 232V230H225L223 227L221 228ZM231 230V229H230ZM248 230V231H247ZM57 231V232H56ZM63 231V232H62ZM68 231V232H67ZM180 231V232H179ZM223 231H225V232H223ZM159 232H164L163 233V237L162 236H160V235H162V233L161 234H159ZM195 232V233H194ZM226 233V235H227V237H228V239H233V236H234V234L232 235V234H227ZM41 234V235H40ZM123 234H125V233H123ZM127 234V233H126ZM125 234V235H126ZM157 234V235H156ZM69 235V236H68ZM118 235H119V233H118ZM122 234L120 233V236H121ZM225 235V236H226ZM232 235V236H231ZM71 236V237H70ZM120 236H118V237H120ZM69 237V238H68ZM155 237V238H154ZM157 237V238H156ZM162 237V238H161ZM165 237V240L163 239ZM159 238V239H158ZM161 238V239H160ZM42 239V240H41ZM154 240V243H153V241H151V240ZM192 239V240H191ZM207 239H208V241H207ZM213 239V240H212ZM41 240V241H40ZM162 240V241H161ZM148 243H147V242ZM155 241H157V242H155ZM172 241V242H171ZM210 241V242H209ZM261 242V243H260ZM157 243V244H156ZM212 243H214V244H212ZM44 244V245H43ZM159 244V245H158ZM165 244V245H164ZM169 244V245H168ZM202 244V245H201ZM225 244V245H224ZM82 245V246H81ZM155 245V246H154ZM158 245V246H157ZM204 245V246H203ZM44 246V247H43ZM68 246H69V248H68ZM80 246H81V248H80ZM83 246H84V249H83ZM159 246H162V247H160L159 248ZM164 246V247H163ZM176 246V247H175ZM196 246V247H195ZM213 246V247H212ZM249 246V247H248ZM190 247V248H189ZM192 247H194V248H192ZM200 247V248H199ZM207 247V248H206ZM230 247V249H228ZM45 248H47V249H45ZM76 248L77 249H79V250H76ZM90 248V249H89ZM151 248V249H150ZM157 248H158V250H157ZM163 248V249H162ZM175 248V249H174ZM69 249H72L71 251L73 252V254H74V256H73V254H72V252L70 251L69 252ZM84 251H83V250ZM88 249V250H87ZM152 249H154V250H152ZM162 249V251H160ZM166 249V250H165ZM183 249V250H182ZM187 249H189V250H187ZM193 249V250H192ZM100 250V249H99ZM99 250H93L94 251V258H96V257H98V258H102L103 257V254L102 253H104V252H102V251H99ZM156 250L158 251V252H156ZM164 250V251H163ZM180 250H182V251H180ZM194 250H196L195 252H194ZM204 250V251H203ZM206 250V251H205ZM223 250V251H222ZM230 251V252H227V251ZM46 251V252H45ZM49 253H48V252ZM55 251H57V252H55ZM76 251H78V253L76 254ZM81 253H80V252ZM119 251H121V250H119ZM119 251H116V252H114V253H112L111 255H110V260L113 258V260H111L112 261V264H115L114 262H116V260L115 259H117V260H119L120 258H119V255H121V253H119ZM151 251V252H150ZM166 251V252H165ZM169 251V252H168ZM185 251V252H184ZM198 251V253H196ZM209 251H211L210 253H209ZM226 251V252H225ZM40 254H39V253ZM55 252V253H54ZM62 252V253H61ZM100 254H99V253ZM155 252V254L157 255V257L155 256V254H153ZM176 252H177V254H176ZM180 252V253H179ZM196 253V254H194V253ZM233 252V253H232ZM51 253H52V255H51ZM64 253V255H62ZM149 253L150 254H152L151 256L149 255ZM163 253V254H162ZM168 253V254H167ZM173 253H175V254H173ZM225 253V254H224ZM226 253H227V255H226ZM232 254V256H230V254ZM235 253V254H234ZM30 254V255H31ZM65 254H67V255H65ZM99 256H98V255ZM101 254H102V256H101ZM161 254V255H160ZM167 255V257H169L170 256V259L169 258H166V256H164L163 257V255ZM179 254V255H178ZM33 255L35 256V257H33ZM69 255V256H68ZM78 255V256H77ZM96 255V256H95ZM118 255V256H117ZM154 255V256H153ZM176 255V256H175ZM178 255V256H177ZM191 255V256H190ZM194 255H195V257H194ZM208 257H207V256ZM67 258H66V257ZM112 256V257H111ZM115 256H117V257H115ZM198 256V257H197ZM210 256V257H209ZM230 256V257H229ZM236 256V257H235ZM70 257H72L73 259L71 260L70 259ZM77 257V258H76ZM114 257H115V259H114ZM153 257V258H152ZM158 257H159V259L161 258V260H159L158 259ZM173 259H172V258ZM176 257V258H175ZM226 257V258H225ZM228 257V258H227ZM233 257V258H232ZM46 258V259H47ZM68 258H69V260H68ZM78 258H79V260H78ZM94 259L93 260V262L91 261V262H87V263H85V264H103L104 263V261H103V258L102 259ZM156 258V259H155ZM194 258V259H193ZM235 258V259H234ZM64 259V260H63ZM149 259V260H148ZM154 259V261H156V262H154V261H152V260ZM199 259V260H198ZM224 259H226V260H224ZM71 260V261H70ZM74 260V261H73ZM140 260V261H139ZM167 261V262H165V261ZM223 260V261H222ZM73 261V262H72ZM100 261H102V262H100ZM114 261V262H113ZM130 261H134V260H130ZM234 263H233V262ZM242 261V262H241ZM140 262V263H139ZM163 262V263H162ZM218 262V263H217ZM133 263V262H132ZM142 263V264H143ZM149 263V264H150ZM227 262H224L223 264H226ZM33 264H36L35 262H33ZM53 264V263H52ZM55 264V263H54ZM105 264V263H104ZM137 264V263H136ZM159 264V263H158Z\"/></svg>",
  "mask_w": 264,
  "mask_h": 264
}]
</instances>
